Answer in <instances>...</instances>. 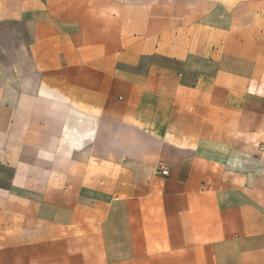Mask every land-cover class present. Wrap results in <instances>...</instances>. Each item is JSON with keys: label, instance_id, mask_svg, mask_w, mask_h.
<instances>
[{"label": "crops", "instance_id": "crops-1", "mask_svg": "<svg viewBox=\"0 0 264 264\" xmlns=\"http://www.w3.org/2000/svg\"><path fill=\"white\" fill-rule=\"evenodd\" d=\"M0 264H264V0H0Z\"/></svg>", "mask_w": 264, "mask_h": 264}, {"label": "built area", "instance_id": "built-area-1", "mask_svg": "<svg viewBox=\"0 0 264 264\" xmlns=\"http://www.w3.org/2000/svg\"><path fill=\"white\" fill-rule=\"evenodd\" d=\"M159 172L162 173V174H164V175H167L169 173L168 169H166V168L160 169Z\"/></svg>", "mask_w": 264, "mask_h": 264}]
</instances>
